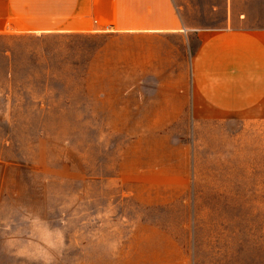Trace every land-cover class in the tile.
I'll list each match as a JSON object with an SVG mask.
<instances>
[{"label":"crops","instance_id":"obj_1","mask_svg":"<svg viewBox=\"0 0 264 264\" xmlns=\"http://www.w3.org/2000/svg\"><path fill=\"white\" fill-rule=\"evenodd\" d=\"M200 1L0 0V34L103 37L86 66V96L104 127L126 132L119 177L141 202H169L189 182L190 149L170 130L264 120V26L245 25L233 0L225 24L210 26ZM15 178L0 152V204L20 199ZM61 237L1 233L0 264H190L176 234L142 219L88 232L69 258Z\"/></svg>","mask_w":264,"mask_h":264},{"label":"rangeland","instance_id":"obj_2","mask_svg":"<svg viewBox=\"0 0 264 264\" xmlns=\"http://www.w3.org/2000/svg\"><path fill=\"white\" fill-rule=\"evenodd\" d=\"M204 2L200 20L224 25L228 2ZM231 6L245 25L264 26V0ZM102 41L0 34V152L21 191L0 204V234H60L69 258L88 232L142 219L176 234L190 264H264V120L170 130L190 149L189 182L169 202H141L119 177L126 132L104 127L86 96V66Z\"/></svg>","mask_w":264,"mask_h":264}]
</instances>
